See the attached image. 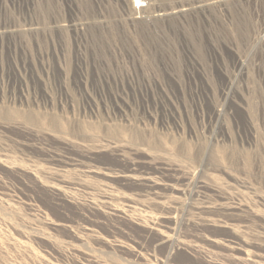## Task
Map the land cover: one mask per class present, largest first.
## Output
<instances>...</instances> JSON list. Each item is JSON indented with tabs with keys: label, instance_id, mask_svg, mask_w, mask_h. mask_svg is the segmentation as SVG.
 Wrapping results in <instances>:
<instances>
[{
	"label": "rangeland",
	"instance_id": "1",
	"mask_svg": "<svg viewBox=\"0 0 264 264\" xmlns=\"http://www.w3.org/2000/svg\"><path fill=\"white\" fill-rule=\"evenodd\" d=\"M128 166L175 189L89 170ZM168 213L264 264V0H0V264H145Z\"/></svg>",
	"mask_w": 264,
	"mask_h": 264
},
{
	"label": "bare ground",
	"instance_id": "2",
	"mask_svg": "<svg viewBox=\"0 0 264 264\" xmlns=\"http://www.w3.org/2000/svg\"><path fill=\"white\" fill-rule=\"evenodd\" d=\"M134 7H137V6H134ZM139 7H142V4H140ZM93 150H94L93 148H86L87 152H90ZM54 161L58 163H62V164H71V165L75 164V159L68 158L67 160H63L62 156L54 157ZM80 162H81L80 164L83 163L82 161ZM93 164L95 166V163ZM89 170H91V172L94 175H101V176H104V178L106 177L107 179L113 180L118 189L131 190L137 187V188H142L143 190L147 189V191L148 190L156 191L158 188L156 190L155 188L161 185L165 186V188L166 187H169L172 189L174 188L172 171L165 166H162L158 169L157 171L158 176H155V175L151 176L149 173H140L138 176H136L133 173L137 172V168L132 167V166H128L126 170L120 171L117 174H113L111 171H108V170H100V169H94V168L93 169L91 168ZM196 187L199 189V193H201L202 195L203 194L208 195L207 189L209 188L206 187L205 184H203V182H198ZM47 189H48L49 194L53 198V201L57 205H62L67 202L66 196L63 194L62 195L60 194L61 190L58 187L56 186L48 187L47 186ZM102 203L109 210L107 212H103L105 219L108 217L117 223L129 220V219L131 220V218L125 213V211H121L116 208H110L109 199L107 200L106 198L105 200L102 201ZM206 208L211 209L213 211L216 210L219 212L226 211L228 209L226 207H225L226 209L224 210H221L222 209L221 207L217 209L214 207H206ZM85 210L89 214L92 215L95 211V208H93L92 205H87ZM173 220H172V216L170 213L166 215H160L157 218H150L148 220H141V219L135 220L136 223L140 225L144 224L145 225L144 227H147L149 233L157 232L159 236L150 241L149 248H148L149 253L147 254V256L142 250H137L134 253V255L137 258L144 261L145 264H153L151 261L157 262L158 260L161 261L163 264H171L175 260L176 255L179 253L184 254L188 258H191V259H200L203 262H206L207 264H226V260L235 262L237 264H248V261L250 264H258V262L254 259L250 260L248 258L244 259V258L238 257L236 254L241 253L242 249L239 247V244H237L235 241L226 239V241L222 242L219 239H216L215 237H204L202 233H198L200 230L197 228L193 231L192 230L182 231L177 227V223ZM184 232H186L185 233L186 237H194L196 239L206 241L207 244L210 246L221 248L225 252L223 255L224 258L219 261L212 260L208 256L207 251L202 246L194 243L193 241L186 240L185 237L182 235V233ZM120 247H123V246L120 245ZM157 256H161V258Z\"/></svg>",
	"mask_w": 264,
	"mask_h": 264
}]
</instances>
